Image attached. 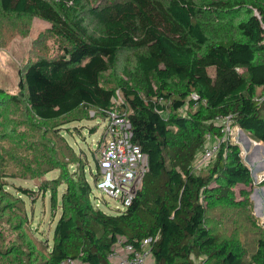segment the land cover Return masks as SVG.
<instances>
[{"label": "trees", "instance_id": "trees-1", "mask_svg": "<svg viewBox=\"0 0 264 264\" xmlns=\"http://www.w3.org/2000/svg\"><path fill=\"white\" fill-rule=\"evenodd\" d=\"M83 1L0 0V13L40 18L68 44L59 56L40 57L20 71L19 99L41 121L82 108L104 118L119 90L131 140L147 156L148 171L131 205L108 214L94 205L84 168L71 174L59 167L54 185L43 186L51 210L60 214L42 264H111L108 255L119 238L137 251L151 239L154 264H264V226L250 253L210 226V212L222 206L248 217L252 232L258 227L244 189L253 183L251 171L239 146L222 142L206 169H193L207 137L222 135L219 116L264 144V0H117L90 7ZM122 50L143 53L134 71L125 72L129 83L107 88L101 75ZM5 95L0 89V104ZM2 179L0 169V192ZM237 186L243 187L238 201Z\"/></svg>", "mask_w": 264, "mask_h": 264}, {"label": "rangeland", "instance_id": "rangeland-1", "mask_svg": "<svg viewBox=\"0 0 264 264\" xmlns=\"http://www.w3.org/2000/svg\"><path fill=\"white\" fill-rule=\"evenodd\" d=\"M112 1L117 0H84L83 5L100 6ZM234 17V20H238L242 14ZM203 21L209 27L214 25L208 18ZM49 28L48 22L37 17L0 13V89L6 94L0 104V169L4 184L0 192V264H42L52 244L54 225L60 214V210H51L50 191L43 190V186L50 189L54 185L50 180L60 176L62 166L71 174L80 172V167L84 168L85 178L93 193L92 200L94 196L100 197L102 203L98 208L103 212L115 214L117 210L124 209L119 200L100 195L95 187L99 152L97 146L104 130V118L93 109L82 108L57 120L41 121L19 99L20 71L40 57L51 59L59 56L62 49L68 47L63 39L51 35ZM217 34L223 36L222 32ZM140 53L143 52L120 51L113 69L101 75V84L116 89L120 81L129 83L130 78L125 72L134 71L135 57ZM209 72L212 73V70ZM10 95L18 96L17 102H10ZM262 97L264 102V95ZM241 134L240 128L230 125L228 137L239 146L242 160L252 174L254 169L248 160L252 145L247 149L244 133ZM218 142L210 138L205 146ZM57 160L65 164H58ZM57 167L60 168L54 169ZM200 169H206V165ZM257 173L260 176L253 177L252 185L244 188L250 191L251 213L254 224L258 226L255 233L247 228L250 225L248 217L240 214L236 208L220 206L209 214L213 233L220 239H237L247 253L256 249L260 237L256 230L264 226V198L261 196L264 170ZM240 188L243 187L234 188L237 201L240 200ZM64 189V184L56 188L57 203ZM24 190H29L27 195ZM254 191L261 194L256 203L259 214L254 211L251 198Z\"/></svg>", "mask_w": 264, "mask_h": 264}, {"label": "built area", "instance_id": "built-area-1", "mask_svg": "<svg viewBox=\"0 0 264 264\" xmlns=\"http://www.w3.org/2000/svg\"><path fill=\"white\" fill-rule=\"evenodd\" d=\"M195 98V95L193 96ZM163 103L162 100H159ZM124 100L119 90H116L111 107L106 110L104 130L101 134L97 157L96 190L102 196L119 200L124 209L131 205L137 193L141 190L143 178L148 171L147 156L140 147L132 142V127L128 112L122 110ZM215 124L221 129V137L217 144L205 146L193 162L194 170L198 171L207 165L216 155L220 143L230 140L231 118L219 116ZM210 139L207 137V140ZM231 141V140H230ZM94 196V205L98 207L102 201ZM123 209V210H124ZM119 238L112 247L108 260L112 264H148L151 257V239L144 240L140 250H135L131 244H123ZM77 261L67 259L61 264H76Z\"/></svg>", "mask_w": 264, "mask_h": 264}, {"label": "crops", "instance_id": "crops-1", "mask_svg": "<svg viewBox=\"0 0 264 264\" xmlns=\"http://www.w3.org/2000/svg\"><path fill=\"white\" fill-rule=\"evenodd\" d=\"M243 133L245 134V132L243 131ZM244 134H243V139H244V141L246 142L247 141V139L250 141V144L247 146L246 145V148L247 149H249L250 148V146H251V150H250V152H251V154H250V156H249V158H248V160H249V164H250V166H252L253 167V169L254 170H252V174H251V178H253V177H256L257 175H258V177L260 176V173L258 174L257 172L259 171V170H264V159H263V157H264V152L261 150V149H254V145H255V143H259V142H256L254 139H252L250 136H244ZM242 135V134H241ZM262 143V142H261ZM262 145H264L263 143H262ZM262 147V146H261ZM262 148H264V146L262 147ZM256 162V163H255ZM251 171V170H250ZM256 193L258 194V191H256ZM259 196L261 195V194H258ZM262 196V198H264V195H261ZM252 198V197H251ZM253 199V198H252ZM257 199H260V197H255V199H253V201H254V205L256 206V203H257ZM264 210V209H263ZM255 212H256V210H254ZM260 212V211H259ZM259 212L257 213V214H259ZM148 264H154V261L152 260V259H149L148 260Z\"/></svg>", "mask_w": 264, "mask_h": 264}, {"label": "water", "instance_id": "water-1", "mask_svg": "<svg viewBox=\"0 0 264 264\" xmlns=\"http://www.w3.org/2000/svg\"><path fill=\"white\" fill-rule=\"evenodd\" d=\"M240 131L243 134V131L241 129H240ZM249 144H250V141L247 139L246 145L248 146ZM254 146H255L254 149H258V150L261 149L264 152V148L261 147L262 146L261 142L255 143ZM262 195H264V187L262 188ZM251 197L254 199V197L257 198V197H260V196L256 193V191H254V192H252ZM254 210H256V206L255 205H254Z\"/></svg>", "mask_w": 264, "mask_h": 264}, {"label": "bare ground", "instance_id": "bare-ground-1", "mask_svg": "<svg viewBox=\"0 0 264 264\" xmlns=\"http://www.w3.org/2000/svg\"><path fill=\"white\" fill-rule=\"evenodd\" d=\"M258 200V199H257ZM264 209V208H263ZM260 211V210H259ZM259 211H257V205H256V212L258 213ZM264 215V214H263ZM263 218H264V216H263Z\"/></svg>", "mask_w": 264, "mask_h": 264}]
</instances>
